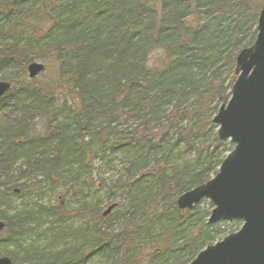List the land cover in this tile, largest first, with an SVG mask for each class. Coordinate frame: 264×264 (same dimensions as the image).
I'll use <instances>...</instances> for the list:
<instances>
[{
	"label": "trees",
	"instance_id": "16d2710c",
	"mask_svg": "<svg viewBox=\"0 0 264 264\" xmlns=\"http://www.w3.org/2000/svg\"><path fill=\"white\" fill-rule=\"evenodd\" d=\"M263 6L0 0V81L11 85L0 99V208L63 182L78 189L70 214L85 220L72 228L59 201L10 217L2 211L0 247L13 241L20 264H189L221 237L226 223L207 225L208 201L180 211L176 199L212 178L232 150L217 141L212 119L230 98L236 57L253 44ZM38 59L57 66L53 78L28 79ZM36 121L45 133H33ZM85 186L105 188L107 207L116 208L102 218ZM230 225L229 233L239 228ZM27 235L48 244L16 243Z\"/></svg>",
	"mask_w": 264,
	"mask_h": 264
},
{
	"label": "water",
	"instance_id": "95a60500",
	"mask_svg": "<svg viewBox=\"0 0 264 264\" xmlns=\"http://www.w3.org/2000/svg\"><path fill=\"white\" fill-rule=\"evenodd\" d=\"M256 29L253 44L236 57L230 99L212 119L217 141H228L233 148L212 178L176 200L180 211H191L207 200L213 207L208 226H240L206 246L189 264H264V6ZM43 70L44 65L36 62L26 68L29 79ZM10 88L9 83L0 81V99ZM115 207L109 206L102 217ZM4 226L0 221V232ZM0 264L13 263L8 257H0Z\"/></svg>",
	"mask_w": 264,
	"mask_h": 264
},
{
	"label": "rangeland",
	"instance_id": "374dc122",
	"mask_svg": "<svg viewBox=\"0 0 264 264\" xmlns=\"http://www.w3.org/2000/svg\"><path fill=\"white\" fill-rule=\"evenodd\" d=\"M55 1L61 2L64 0H54V2ZM158 59H159L158 52L150 57L151 63H156ZM33 62H39V63L44 64L43 72H41L34 79L37 83L48 81L50 78L54 77L57 66L52 61L50 60L48 61L47 59L46 60L38 59V60H34ZM55 95L57 98H61L60 93H57ZM35 123L36 124L34 125L33 133L36 135H41L45 133L47 124L44 121H36ZM118 158L120 159V157ZM105 178H108V175L105 176ZM82 182H80V186H84L85 182L84 181ZM94 185H96V183ZM85 187L86 189H84V194L86 195L87 193V196L89 197V199L87 198V200L91 202H97V206L99 207L101 213L104 212L106 210L107 203H108L105 200L106 189L102 188L101 186L97 190H94L95 188L93 187H90V188L88 186H85ZM52 188H53V192L51 190ZM52 188L49 185L32 187L31 189H29V192L20 193L18 194L17 197H12L9 202L11 209L0 208V212L4 211L6 217H10L11 215L20 213L22 211L23 212H28L31 210L36 211L38 207L51 208V207L57 206L58 198H59L62 205H64V209L66 211H69L68 217L70 219H69L68 225L72 224V228H76L80 226L81 224H83L85 220L76 218L74 217L73 214H70V211L74 209L75 207L74 203L76 199L74 198L73 193L74 191H78V189L76 188L71 191L70 188L68 189L63 182H60L57 185V187L53 186ZM15 193H17V191H15ZM88 194H91V195H88ZM92 197H95V199L90 200ZM229 225L230 224L226 223V225L221 226L220 231H225V233L221 237L219 238L217 237L214 243L220 241L222 238L225 237L224 236L225 234L227 235L230 231L234 229V227H231V225L230 226ZM32 226H34V222ZM47 229H48V226L45 224L44 226L40 227L38 231H40V234H41ZM215 231H218V230H214L213 231L214 234H215ZM3 232L4 230L0 232V234H2ZM36 232L37 231H31V233H36ZM12 242L13 241H10V245L8 244V245H4L3 247H0V257H10V255L11 256L13 255L15 259L17 260V264H20L23 260L22 254L17 252ZM31 242H34L37 246H44L48 244L43 241V238L36 240L34 235L23 236L20 239V242L16 241V243L18 245H21L22 247L29 246V244H32ZM92 261L93 262H90V264H97L98 262L97 260H92Z\"/></svg>",
	"mask_w": 264,
	"mask_h": 264
},
{
	"label": "flooded vegetation",
	"instance_id": "af4514ba",
	"mask_svg": "<svg viewBox=\"0 0 264 264\" xmlns=\"http://www.w3.org/2000/svg\"><path fill=\"white\" fill-rule=\"evenodd\" d=\"M60 201V200H59ZM60 205H61V202H60ZM62 206V205H61Z\"/></svg>",
	"mask_w": 264,
	"mask_h": 264
}]
</instances>
